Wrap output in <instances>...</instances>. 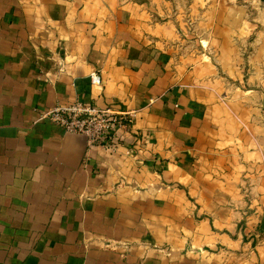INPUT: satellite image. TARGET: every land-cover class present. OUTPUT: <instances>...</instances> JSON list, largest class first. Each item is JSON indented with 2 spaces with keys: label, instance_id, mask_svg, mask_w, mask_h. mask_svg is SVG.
Returning <instances> with one entry per match:
<instances>
[{
  "label": "crops",
  "instance_id": "crops-1",
  "mask_svg": "<svg viewBox=\"0 0 264 264\" xmlns=\"http://www.w3.org/2000/svg\"><path fill=\"white\" fill-rule=\"evenodd\" d=\"M182 11L0 0V264H264L263 60ZM77 102L131 121L89 146Z\"/></svg>",
  "mask_w": 264,
  "mask_h": 264
},
{
  "label": "rangeland",
  "instance_id": "rangeland-1",
  "mask_svg": "<svg viewBox=\"0 0 264 264\" xmlns=\"http://www.w3.org/2000/svg\"><path fill=\"white\" fill-rule=\"evenodd\" d=\"M174 9L183 10L181 16L190 21L201 19L202 15H213L222 17L223 24L227 28L223 29V35L232 36L233 44H237L238 53L244 61L243 67H246V61L253 57L254 59L263 60L264 70V0H205L207 10L211 12L202 13L203 7H194L199 4L198 0H170ZM203 2V0H202ZM208 5H210L208 7ZM221 7V13L217 12V8ZM196 10L198 12H196ZM193 32V29H191ZM225 53H229V46L223 43ZM254 63V69L256 63Z\"/></svg>",
  "mask_w": 264,
  "mask_h": 264
},
{
  "label": "built area",
  "instance_id": "built-area-1",
  "mask_svg": "<svg viewBox=\"0 0 264 264\" xmlns=\"http://www.w3.org/2000/svg\"><path fill=\"white\" fill-rule=\"evenodd\" d=\"M91 80L94 84L101 83L96 73L91 74ZM48 115L53 122L61 125L65 132L86 136L89 146L104 144L112 127L126 130L131 121L128 111L101 110L78 102L68 108H56Z\"/></svg>",
  "mask_w": 264,
  "mask_h": 264
}]
</instances>
